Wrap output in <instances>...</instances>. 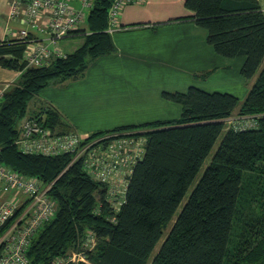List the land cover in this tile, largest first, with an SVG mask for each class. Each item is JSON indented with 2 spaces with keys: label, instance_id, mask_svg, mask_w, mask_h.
Segmentation results:
<instances>
[{
  "label": "trees",
  "instance_id": "trees-1",
  "mask_svg": "<svg viewBox=\"0 0 264 264\" xmlns=\"http://www.w3.org/2000/svg\"><path fill=\"white\" fill-rule=\"evenodd\" d=\"M112 1L94 0L86 29L81 30L84 43L47 65H26L25 42L0 41V66L20 71L0 102V161L51 183L48 194L56 202L54 217L43 224L28 247L30 263L51 264L93 229L96 244L87 253L89 262L78 264H147L150 257L154 264H237L228 259L229 244L242 202L264 204V64L258 72L264 60V12L259 0H184L192 14L182 18L191 17L205 28L207 41L218 54L244 56L240 73L255 79L242 101L230 92L194 85L185 92L163 91L164 98L181 105L179 118L111 129L143 130L146 137L144 153L129 176L118 210L113 211L106 200V185L90 176L80 159L71 162L72 153H25L14 143L27 115L54 132H68L61 113L52 106L28 114L30 101L43 87L82 76L95 58L114 51L106 30ZM234 113L256 116L257 125L226 127L225 119ZM224 129L218 147L152 256ZM255 225L245 241L249 243L251 236L255 244L249 250L244 243L242 252L247 254L246 263L264 264L263 219ZM258 232L263 238L255 240Z\"/></svg>",
  "mask_w": 264,
  "mask_h": 264
},
{
  "label": "crops",
  "instance_id": "crops-1",
  "mask_svg": "<svg viewBox=\"0 0 264 264\" xmlns=\"http://www.w3.org/2000/svg\"><path fill=\"white\" fill-rule=\"evenodd\" d=\"M259 1L264 12V0ZM72 3L79 7L78 0ZM8 13L9 0H0V41L14 39L7 28L19 26ZM191 14L184 0L123 5L117 28L110 33L114 51L95 58L82 76L43 87L30 101L34 110L52 106L61 113L67 131L87 136L122 125L179 118L181 105L164 98L163 91L185 92L191 85L221 91L224 86L242 101L255 79L240 73L245 57L218 54L207 41L208 31L191 17L182 18ZM83 29L85 22L58 41L65 54L84 43ZM19 76L20 71L0 66V84L10 87ZM228 85L233 90L228 91ZM228 119L232 116L226 124Z\"/></svg>",
  "mask_w": 264,
  "mask_h": 264
},
{
  "label": "built area",
  "instance_id": "built-area-1",
  "mask_svg": "<svg viewBox=\"0 0 264 264\" xmlns=\"http://www.w3.org/2000/svg\"><path fill=\"white\" fill-rule=\"evenodd\" d=\"M72 1L9 0L8 18L18 21L19 26L15 29L9 25L7 30L12 38L26 43L23 60L27 66L47 65L52 58L66 55L58 41L78 30L94 2L78 0L76 7ZM141 1L113 0L107 12L106 30L111 33L117 28L123 5ZM8 87L0 84V102ZM242 118L239 117L238 124L231 119L227 122L234 129L257 125L256 116ZM14 143L25 153H72L71 162L80 159L85 171L106 185V200L116 211L124 200L129 176L144 153L146 137L143 130H110L94 136H82L75 131L58 133L27 115L21 120ZM50 186L51 183L17 172L0 161V264H31L27 256L31 240L56 212V202L48 194ZM95 244L96 233L88 229L83 240L66 254L55 257L51 264L88 263L87 253Z\"/></svg>",
  "mask_w": 264,
  "mask_h": 264
},
{
  "label": "rangeland",
  "instance_id": "rangeland-1",
  "mask_svg": "<svg viewBox=\"0 0 264 264\" xmlns=\"http://www.w3.org/2000/svg\"><path fill=\"white\" fill-rule=\"evenodd\" d=\"M263 64H264V60H263L262 64L260 65V67L258 69V72L262 68ZM246 79L249 80V78H246ZM10 87H8V88H10ZM223 87L224 86H220L219 89L221 91H226L225 89H227V88H223ZM228 87H230V90H228V91L233 90V87H231L230 85H228ZM33 109H34V106L30 103L29 107H28V114L31 113V112H36V110H33ZM235 117H238V118L236 119ZM242 117H244V116H241V118ZM242 119H244V118H242ZM232 120H233L232 121L233 124L234 123L238 124L237 121L239 120V116H237L234 113V115L232 116ZM230 123L228 122V124H230ZM228 124H226V126H228ZM224 132H225V129L222 131V133H221L220 137L218 138L217 142L215 143L212 151L206 157V160L203 163L202 167L200 168L196 178L194 179V181L192 182V184L188 188V190L186 192V195L184 196L182 202L180 203L178 209L176 210V212L174 214V217L172 218V220L170 221L168 226L164 229L162 237L157 242V244H156V246H155V248H154V250L152 252V256L154 255V253L157 251V249L161 245L163 239L165 238V236L167 235L171 225L173 224L174 218L177 216V213L180 211L183 203L186 201V199L189 196L192 188L194 187V185L198 181L199 177L203 173V171H204L205 167L207 166V164H208L213 152L218 147L219 141L221 140ZM261 164L264 165V162H262ZM254 195L255 194H253L252 196H254ZM262 219L264 221V204L262 205V204H260L258 202H255V200L253 202H249V201L248 202H246V201L242 202V207H240V211H239L238 216H237V218H236V220L234 222V225H233V231H232L231 240H230V244H229L230 252H229L228 259L230 258L231 261L233 260L237 264H253V263H246L247 262V260H246L247 259V254L244 253L246 255L243 256L242 248H243L244 243L246 241L247 235H249L252 232L251 228H253V227L257 228V225H255V224L260 222V220H262ZM248 228H250V229L248 230ZM260 233L261 232H258L257 235L255 234L256 235L255 240H260V239L263 238ZM253 240L254 239L250 236L249 243H245L247 249H249V250L252 249V246L255 244V242H254V244H252ZM228 261H230V260H228ZM259 261L260 260H257V262H259ZM147 264H154L152 262V257H150V259H149Z\"/></svg>",
  "mask_w": 264,
  "mask_h": 264
},
{
  "label": "clouds",
  "instance_id": "clouds-1",
  "mask_svg": "<svg viewBox=\"0 0 264 264\" xmlns=\"http://www.w3.org/2000/svg\"><path fill=\"white\" fill-rule=\"evenodd\" d=\"M226 122V121H225ZM226 127H229V124H228V126H226Z\"/></svg>",
  "mask_w": 264,
  "mask_h": 264
}]
</instances>
